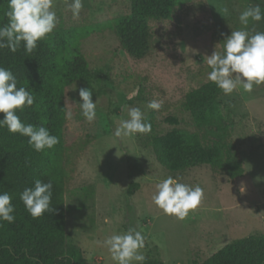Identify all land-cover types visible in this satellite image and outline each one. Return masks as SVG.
<instances>
[{
	"label": "rangeland",
	"instance_id": "obj_1",
	"mask_svg": "<svg viewBox=\"0 0 264 264\" xmlns=\"http://www.w3.org/2000/svg\"><path fill=\"white\" fill-rule=\"evenodd\" d=\"M71 2L54 0L55 30L104 27L81 45L101 83L89 87L77 82L66 90V104L72 105L65 126L68 242L91 264H115L103 241L138 227L146 238L141 249L146 259L194 264L235 241L264 234V84L254 85L250 93L223 94L226 131L221 137L208 135L204 142L210 158L240 165L242 176L231 179L225 166L169 171L152 145L154 138L169 133L198 132L185 97L210 82L204 57L232 30L244 27L238 18L247 7L259 5L264 13V0H183L171 19L151 22L152 51L142 60L123 50L109 26L131 13L130 0H83L78 18H73ZM247 30L264 32V19L250 21ZM81 88L92 89L93 102L99 101L91 123L81 114ZM153 99L163 102L159 111L148 108ZM133 107L141 109L151 130L116 137L114 129ZM168 176L204 191L199 206L183 220L166 215L153 202L156 185Z\"/></svg>",
	"mask_w": 264,
	"mask_h": 264
},
{
	"label": "trees",
	"instance_id": "obj_2",
	"mask_svg": "<svg viewBox=\"0 0 264 264\" xmlns=\"http://www.w3.org/2000/svg\"><path fill=\"white\" fill-rule=\"evenodd\" d=\"M131 13L113 20L121 47L133 59L142 60L152 51V21L172 18L183 0H130ZM8 0H0V26L7 23ZM103 25L59 28L39 42L32 54L23 47L13 53L0 49V66L10 69L18 87H25L35 97L31 108L18 111L25 124L42 125L59 143L43 152L35 151L28 138L0 128V193L8 192L15 207V221L0 220V264H91L82 250L68 242L66 235L65 189L67 181L65 126L62 107L66 106V90L77 82L92 87L101 78L95 76L82 52V42L101 31ZM101 29V30H100ZM223 92L213 82L190 91L185 109L198 132L169 133L156 137L153 147L158 160L174 172L209 165L225 166L231 179L244 173L236 164L210 158L204 142L208 135L226 131L220 98ZM4 114L0 113V119ZM213 130H217V133ZM224 136V134H223ZM209 146V145H208ZM51 181L54 211L33 218L25 209L20 193L34 181ZM143 264H165L159 259H146ZM194 264H264V234L235 241L202 263Z\"/></svg>",
	"mask_w": 264,
	"mask_h": 264
},
{
	"label": "clouds",
	"instance_id": "obj_3",
	"mask_svg": "<svg viewBox=\"0 0 264 264\" xmlns=\"http://www.w3.org/2000/svg\"><path fill=\"white\" fill-rule=\"evenodd\" d=\"M73 18H78L83 8V0H72L69 5ZM227 13L228 9L225 8ZM7 23L0 26V49H9L15 53L23 47L27 54H32L39 42L45 40L56 28L57 14L54 0H8L5 13ZM239 22L244 27L232 30L222 43L215 46L212 55L204 57V63L210 71L207 80L216 84L224 95H230L238 89L252 92L254 85L264 84V32H250V21L264 19L259 5L247 7L240 15ZM223 35V34H222ZM222 45V51L218 50ZM17 79L10 69L0 66V128H7L13 134L19 133L28 138L29 145L37 152L52 149L59 143V138L50 134L42 125L25 124L18 111L31 108L35 97L25 87L17 86ZM82 103L81 114L88 122L96 119V107L99 103L92 100V89H79ZM162 101L153 99L148 108L159 111ZM71 104L62 107L64 118L72 119ZM127 119H122L114 129L116 137H130L137 133L151 130V124L145 122L140 108H130ZM152 199L154 204L166 215L183 220L191 210L196 209L204 197L203 189L197 185L189 186L179 182V178L168 176L156 185ZM53 184L51 181H34V186L26 187L20 193L26 211L35 219L54 211L51 207ZM15 207L8 192L0 193V220L15 221ZM145 236L138 227H130L122 234L107 237L103 244L107 247L115 264H143L146 260L141 249L145 248Z\"/></svg>",
	"mask_w": 264,
	"mask_h": 264
}]
</instances>
